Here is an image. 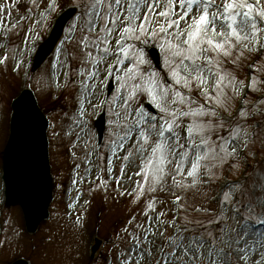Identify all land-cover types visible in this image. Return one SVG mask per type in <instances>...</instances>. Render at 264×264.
<instances>
[{"label": "snow or ice", "instance_id": "6c2138e0", "mask_svg": "<svg viewBox=\"0 0 264 264\" xmlns=\"http://www.w3.org/2000/svg\"><path fill=\"white\" fill-rule=\"evenodd\" d=\"M72 4L75 17L39 78L50 81L41 95L54 84L71 106L50 108L58 123H49L27 90L16 99L3 153L7 194L22 203L46 198L41 141L50 132L69 152L70 183L58 187L68 197L62 218L75 231L87 230L96 193L105 202L128 199V214L96 264H264V169L257 162L235 178L242 160L256 158L253 147L264 145V98L248 103V92L264 90L257 79L264 74V0ZM59 7L49 0L35 25L45 28ZM18 8L16 0L0 4V68L7 74L11 62L17 76L40 38L35 26L24 27L33 8L11 22ZM150 49L159 50V63ZM254 57L245 84L238 73ZM97 109L108 115L106 136L93 131ZM7 225L0 232L19 240ZM11 242L0 240V249Z\"/></svg>", "mask_w": 264, "mask_h": 264}, {"label": "rangeland", "instance_id": "374dc122", "mask_svg": "<svg viewBox=\"0 0 264 264\" xmlns=\"http://www.w3.org/2000/svg\"><path fill=\"white\" fill-rule=\"evenodd\" d=\"M5 2L6 0H0V4H4ZM16 2L19 8L18 10L13 9L11 18L13 24L17 23L20 17L27 15L29 8H33V0H16ZM48 2L49 0H35V4L39 5V7L33 8L32 20L26 22L24 26L25 31L35 26L36 31L39 32L40 38L35 42V50L46 39L55 18L65 9L73 7L72 0H59L60 7L53 13L48 25L41 29L39 25H35V19L38 18L39 13L44 10ZM69 24L65 29V34L67 33ZM23 35L24 32H21V36ZM34 52H31L29 56L25 57V65H27V68L22 67L19 76L13 73L11 62L8 63L7 74H5L3 68H0V176L2 173L1 155L9 134L10 104L24 88H29L33 91L38 105L49 123H58V120L53 121L49 116L48 110L50 108H54L57 112H60L62 110L68 111L71 106L69 101L72 97L63 90H56L54 84L52 85L50 94L41 95L40 88L44 87L47 89V84L50 81L47 80V77H44L43 81H40L39 78L49 68L50 62L54 59V53L39 70L33 72L31 59ZM257 61H259V57H254L251 61L243 62L242 71L238 73V76L239 79L244 80L245 84L248 83V80H245V76L250 78L252 75L250 71L251 63ZM25 71L32 73V80H26L24 75ZM257 79L264 80V74H257ZM60 81L63 83V77H60ZM261 87L264 88V85ZM245 91L248 92L247 89ZM248 97L249 107L256 105L261 98H264V90L254 93L248 92ZM101 113L102 111L97 109L95 114L91 116V124L93 125L94 132V122ZM105 128L104 135L106 136L108 129L107 113ZM47 137L49 142V163L53 178V200L49 208L51 221L42 224L35 235L29 236L25 234L20 209L17 207L7 208L3 203V186L0 178V225H4V221L8 219V225L5 226V231L11 226H15L21 233L19 240H15L11 234L6 236L4 232H0V240L9 239L12 241L0 249V264H10L20 257L29 260L31 264H96V261L100 259L101 255L107 253L109 250L110 245L107 243L106 238L114 234V230L120 226L121 221L128 214V199L124 198L117 202L109 198L105 202L103 193H96L92 197L91 205L87 212V230L82 233L75 231L67 220L62 218L67 211L66 203L68 197L63 195L62 189L58 187V185L63 184L64 190H66L70 183L69 173L71 172L72 164L69 159V152L66 147L61 146L56 140L51 138L50 132ZM262 147L264 145L259 142L253 147L252 150L256 152V158L250 159L247 164L242 160L240 175L235 178L244 179L246 172L253 171L250 166L256 165L257 162H260V168L264 169V153L261 152ZM225 178H232L228 176L227 171L225 172ZM74 195L75 193H73ZM84 199H88L87 194L82 198L81 203H83ZM94 238L100 239L102 246L94 259L91 260L89 254Z\"/></svg>", "mask_w": 264, "mask_h": 264}, {"label": "water", "instance_id": "95a60500", "mask_svg": "<svg viewBox=\"0 0 264 264\" xmlns=\"http://www.w3.org/2000/svg\"><path fill=\"white\" fill-rule=\"evenodd\" d=\"M75 14V9H69L65 11L56 21L48 39L41 44L39 47L35 59H34V70H37L42 63L47 59V57L51 54L54 47L56 46L59 38L62 35L63 29L66 23L73 17ZM149 53L154 60L155 64L159 63V55L155 49H150ZM112 86L110 87V89ZM27 89L23 90L21 95L25 93ZM30 98L33 100L34 104L37 106V102L33 93L30 90H27ZM16 101V100H15ZM15 101L12 103V117L14 115V108L13 105ZM38 107V106H37ZM150 108V106H148ZM40 110V109H39ZM151 110V109H150ZM12 117H11V124H10V133L12 127ZM105 126L104 115H101L99 120L96 122L97 133L98 136L103 133ZM5 151V150H4ZM4 159V158H3ZM41 165L47 169V176H48V186L46 191V198L41 202L35 198L31 200V202L22 203L21 199L15 194H7V181L4 179V167H3V184H4V197L5 202L9 206L19 205L25 220V225L28 233H34L37 230L38 225L45 219L48 218V207L50 205L52 199V178L50 174V167H49V159H48V144H47V137L46 139L41 141ZM99 245V242L96 243V246L92 249L94 252ZM14 264H27L23 261L15 262Z\"/></svg>", "mask_w": 264, "mask_h": 264}]
</instances>
